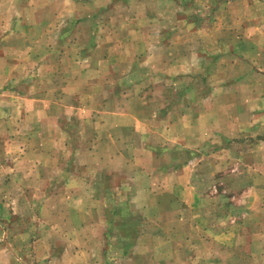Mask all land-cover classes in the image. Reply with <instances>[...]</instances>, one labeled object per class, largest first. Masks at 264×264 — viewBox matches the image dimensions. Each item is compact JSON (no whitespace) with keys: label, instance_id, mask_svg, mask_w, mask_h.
Masks as SVG:
<instances>
[{"label":"rangeland","instance_id":"obj_1","mask_svg":"<svg viewBox=\"0 0 264 264\" xmlns=\"http://www.w3.org/2000/svg\"><path fill=\"white\" fill-rule=\"evenodd\" d=\"M37 1L40 0H21L19 4ZM83 1L42 2L49 3L47 10L55 11L57 17H64L61 7L70 6L78 16L83 13ZM176 1L183 8L175 13ZM15 2L0 0V104H4L0 105V162L9 163L16 156H6L4 149L18 145L14 136L21 122L15 100L19 93L26 92L22 87L38 77L43 83L60 79L50 74L17 73V65L25 62V66H32L33 60L16 57L14 51L21 42L7 36V30L16 26L32 30V26H23L26 22L11 24L13 17L7 14ZM109 3L94 0L86 6L91 11ZM225 3L232 5L231 10L222 9ZM167 5L168 21L177 17L178 23L174 27L153 26L150 32L157 34L162 29L163 37L169 41L178 35H194L197 41L170 42L171 48L165 50L156 43L144 42L142 36L148 27L138 24L133 29L136 42L126 43L125 47L126 53L137 54L135 65H131L130 57L120 58L116 64L88 59L89 65L104 71L101 77L87 75L94 82L104 76L93 95L101 90L104 95L111 92L107 85L113 76L119 88L127 86L128 68L130 76L142 78L138 84L148 85L142 90L123 91L125 99H132L127 109L141 120L146 119L140 123L142 132L117 140L111 136L94 137L93 124L77 118L90 117V108L73 107V119L67 122L70 136L44 139L55 140L56 148L79 152L74 159L77 166L86 162V169L63 171L73 198L67 218L63 216L66 203L62 200L43 201L39 196L38 202L16 205L18 214L10 216L14 210L11 202L6 219L9 247L0 254L1 258L6 256L7 264H264V99L254 100L250 96L253 91L248 89L226 93L219 90L211 96L208 88L222 83L225 73L233 79L255 67V59L246 52L249 47L254 50V45L238 46L230 35L231 31L257 35V42L264 46V0H168ZM135 11L137 15L139 10ZM37 17L40 15L34 16ZM114 27L101 26L98 34H112ZM123 29L126 32V27ZM79 30L74 28L72 33L88 35L89 31ZM223 38L228 41H219ZM109 44L101 43L99 48ZM192 44L199 46L201 57L184 59L185 63L193 61L197 69L193 74H177L175 60L170 58L179 54L177 46L184 51ZM148 49L149 57H143ZM191 81L200 85L198 89H164ZM237 100H242L241 105H223ZM257 106V115H253ZM231 113L236 118L241 114V120L230 121ZM192 118L199 120L191 121ZM26 124L32 125L31 121ZM83 124L84 135L78 138L76 128L83 130ZM39 140L29 138L28 149H37ZM84 145L104 149L97 164L83 154ZM115 147L128 151L111 160L110 152ZM35 188L38 187L32 189ZM64 188L61 183L56 190ZM64 228L71 232L64 233Z\"/></svg>","mask_w":264,"mask_h":264},{"label":"crops","instance_id":"obj_2","mask_svg":"<svg viewBox=\"0 0 264 264\" xmlns=\"http://www.w3.org/2000/svg\"><path fill=\"white\" fill-rule=\"evenodd\" d=\"M42 1L29 2L23 6V4H19L21 0H16L14 5L8 9L9 14H7L13 17L11 24L21 21L23 23L26 22L25 25L22 24L24 27L27 25L32 26L31 31L30 29H26L28 30L26 31L25 28H18L17 26L7 30L9 31L7 36H15L17 42H21L19 49L14 51L16 57H22V59L30 58L33 60L32 66H25V62H23V65H17L19 67L17 73L32 72L35 76L50 74L53 76L57 75L60 79L57 82L43 83L41 78L38 77L36 81L29 83L27 87H22L26 92L19 93L15 100V105L19 109L18 120L21 122V125L19 124L18 128H16V135L14 136L16 141H18V145L15 144L14 149L8 150L5 148L4 154L9 157H12L14 154L16 157L14 162H0V254L2 251L5 252L9 247L7 241L9 225L6 219L10 215L8 206L11 202L13 203L11 208H14V210L11 211L10 216L12 214H18V207L16 205L22 202H38L40 201L39 196H43V201L62 200L66 203L63 206V216L67 218L68 208H71L70 202L73 198L70 194L71 191H68V178L63 176V171L66 172L68 169H86V162L79 163L77 166L74 159H76L79 152L76 151V153L75 150L67 149V147H63V149L62 147L56 148L55 140L48 142L44 141V139L47 137L56 138L60 134H63L64 138L70 136L67 122L73 119V107H81L83 105L90 108V117L80 116L77 118L81 122H85V124L87 122L93 124L95 128L93 132L94 137L111 136L117 140L119 137H128L135 135L136 132H142L140 123L142 120L145 122L146 119L141 120V117L135 114L132 109L129 107L127 109L132 99H125L123 97V91H128L129 89L142 90L148 88V85L138 84L142 78L137 80L135 77L130 76V69L128 68V81L125 84L127 86L119 88V83L116 77L113 76L107 85V88L111 89V92L104 95L101 90L99 94L95 93L93 95L91 93L98 88L99 84L103 83L104 76L101 78V81L99 80L100 78H96V82H94V80L89 81L87 75L94 74L95 77H101V75H104V71L98 66L93 67L89 65V60L96 58L98 61L115 62L116 64L120 58L130 57L133 58L131 65H135L137 54L130 53V51L126 53L125 47L126 43L136 42L137 38L133 35V29L138 24L148 27L142 36L144 42L148 44L152 42L156 43L160 47H165V50L169 47L171 48V46H168L170 42L197 41V37L194 35H178L174 40L169 41V38L163 37L162 29L157 34L150 32L153 26L174 27L178 23L177 17L174 18V21H168V17L166 16L167 11L165 10L168 8V0H109L110 3L108 5H98L95 10L92 9L91 11L87 9L86 4L88 1L93 2L94 0H85L81 2L85 4V6H83L84 4L81 5L83 13H80L78 16H76L77 13H73L70 6L67 7L64 5L61 7L64 17H57L55 11L50 12L47 10L50 8V4H44ZM174 3L175 13L178 12L179 8H183L177 1ZM246 6L247 4H244V8ZM231 8L232 5L225 3L222 9L227 11L226 9L231 10ZM135 10H139L137 15ZM108 11L111 13H108ZM27 13L31 17H27ZM46 14L48 15L47 17L45 16ZM36 15H40V18H34ZM107 15L111 17L108 18ZM221 22L222 20L220 19L218 23ZM258 23L255 24L256 27ZM105 25L115 26V29L111 31L112 34H108L110 36L98 34V31L101 30L98 28ZM124 27H126V32H124ZM74 28L89 31L88 35H74L72 33ZM35 30L38 32L36 33ZM32 31L35 32L32 33ZM231 34V38L236 40L238 46H242V43L254 45V50L249 47L246 52L247 56L255 59L253 63L255 67L253 70L251 68L250 71L233 77V79L229 78L227 73H225V78L222 83L219 85L213 84L208 87L211 88V96L219 90L225 92L229 90L240 91L248 89L253 91L250 96L255 98L254 100L259 99L262 102L264 99V72L261 70H264L262 69L264 67V46H260V43L257 42V35H248L244 31H231ZM222 40L223 42L228 41L226 38L219 41ZM109 42L110 44L107 48H99L101 43ZM78 43L81 45L78 46ZM186 48L183 51L177 46L176 49L179 54L170 58L172 61L175 60L177 74H193L197 69L194 68L193 61L187 62L186 60L185 63L184 58L190 60L200 58L201 50L199 46L192 44ZM100 50H102V53H100ZM238 50L241 52L243 47H240ZM149 51L150 49L144 51L143 57H149ZM242 54L245 55L243 52ZM159 57H162V55ZM167 60H169L168 57ZM260 65H263L262 68H260ZM165 66L167 65L165 64ZM74 74L79 75L78 78L74 77L75 80L72 77ZM83 75L86 76L84 77ZM113 78H115V81ZM199 86L197 82L191 81V83L184 86H166L164 89L177 88L182 91H193L198 89ZM150 89H159V86H151ZM29 91H33L32 94ZM88 97L91 98L89 99ZM143 100L145 102L147 101V99ZM126 101L127 104H125ZM241 103L242 100H237L235 103L225 102L223 105L224 107L231 108L232 104L241 105ZM6 104H8V101H5ZM0 105L3 106L4 104L1 103ZM111 107H115V110ZM260 107L263 108V106ZM257 108L258 106L253 109V115H257ZM231 115L232 118H230V121L241 120V114H239L238 118L234 117L235 114L233 115L231 113ZM231 115L229 114V116ZM195 120H199V118L191 119V121ZM29 121L32 123L31 127H28V124L25 125ZM84 127L86 128V125L83 124V130L82 127L79 129L76 128L75 135L78 138H82L84 135ZM102 130L105 134H100ZM29 138L40 139L37 149L33 151L28 149L26 143L29 141ZM82 149L83 154L88 159L95 160L96 164L104 153L102 151L104 149H99L93 145H84ZM126 151L128 150H120L115 147L110 152L111 160H114L115 157L121 158V155H124ZM37 154L38 157L36 156ZM1 159L0 153V161ZM61 159L65 160L61 162ZM61 183L65 185L64 190H56V187ZM34 186L38 188L32 189ZM79 227H81L80 224ZM63 232L69 233L71 230L69 231L64 228ZM0 264H7L6 256H3V258L0 257Z\"/></svg>","mask_w":264,"mask_h":264}]
</instances>
